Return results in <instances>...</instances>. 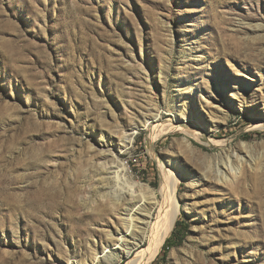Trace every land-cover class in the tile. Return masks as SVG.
Masks as SVG:
<instances>
[{"label":"rangeland","instance_id":"rangeland-1","mask_svg":"<svg viewBox=\"0 0 264 264\" xmlns=\"http://www.w3.org/2000/svg\"><path fill=\"white\" fill-rule=\"evenodd\" d=\"M109 152L179 177L180 240L149 264H264V0H0V264L112 249Z\"/></svg>","mask_w":264,"mask_h":264},{"label":"bare ground","instance_id":"bare-ground-1","mask_svg":"<svg viewBox=\"0 0 264 264\" xmlns=\"http://www.w3.org/2000/svg\"><path fill=\"white\" fill-rule=\"evenodd\" d=\"M160 118V114H155L145 119L141 125V130H152L153 134L163 132L166 126L158 124ZM254 128H261V123L255 124ZM183 130H185L184 126L179 124L171 126L169 131ZM138 133L139 128H133L124 137L123 143L125 145L123 148L132 144ZM183 142L187 147H190L186 139H183ZM215 144L221 145L222 143ZM109 153V155L104 156V159L107 160L108 158L111 161V166L113 164L115 171L111 169L114 185L111 187L110 196H107V199L115 208L124 207L123 215H117L121 229H111L105 232L109 241L114 243L107 245V248L111 246L112 249L108 250L107 254L104 252L101 258L96 256L92 263L102 264L105 260L106 264H116L119 260L127 259L134 253V256L126 264H149L161 252L179 215L180 206L177 199L179 177L163 169L158 188L156 190L150 189L147 185L132 181L126 175V167L118 161L117 156ZM237 162L242 161L237 159ZM225 165L226 170L233 176L236 172L232 169L229 158H227ZM220 174L219 181L230 182V178H227L224 173L220 172ZM144 241H147V246L140 247Z\"/></svg>","mask_w":264,"mask_h":264},{"label":"trees","instance_id":"trees-1","mask_svg":"<svg viewBox=\"0 0 264 264\" xmlns=\"http://www.w3.org/2000/svg\"><path fill=\"white\" fill-rule=\"evenodd\" d=\"M181 222H176L175 228L171 235L166 239L164 245H163V258L165 257V254L170 246H174L175 242H179L181 237V231H180Z\"/></svg>","mask_w":264,"mask_h":264}]
</instances>
